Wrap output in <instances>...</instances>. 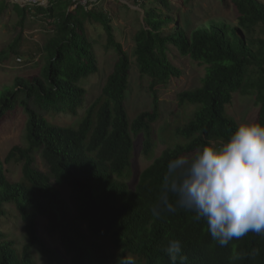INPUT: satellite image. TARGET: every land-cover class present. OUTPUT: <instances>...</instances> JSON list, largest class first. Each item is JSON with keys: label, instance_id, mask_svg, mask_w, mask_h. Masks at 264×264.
I'll return each instance as SVG.
<instances>
[{"label": "trees", "instance_id": "trees-1", "mask_svg": "<svg viewBox=\"0 0 264 264\" xmlns=\"http://www.w3.org/2000/svg\"><path fill=\"white\" fill-rule=\"evenodd\" d=\"M173 10L171 0H139ZM191 0H183L187 5ZM78 0L35 5L34 11L52 21L53 31L42 46L38 74L17 76L0 89V120L17 106L27 115L26 145H14L0 159V224L5 205L13 203L24 224L26 242L20 250L0 230V264H36L38 248L50 264H118L134 255L138 264H168L169 240H179L186 264H264V237L255 233L221 247L212 240L203 220L177 209L156 219L150 208L159 191L167 160L192 154L206 143H220L238 123L225 117L233 94L252 95L258 106L254 121L264 123V2L230 0L236 22L210 17L186 26L155 9H146L143 24L133 35L132 56L139 74L149 79L153 106L131 121L126 110L131 60L115 36L106 8H89ZM6 7L0 1V14ZM28 8V7H27ZM22 24L26 7L14 4ZM98 24L104 47L116 55L100 94L84 108L75 126H60L48 113L79 114L86 89L78 84L97 72L98 64L87 25ZM174 26L167 31L169 24ZM206 65L198 87L180 91L178 106L195 105L192 117L176 127L184 145L167 146L141 172L130 188L133 136L142 134L143 153L151 157L156 143L153 124L160 117L157 90L181 71L167 56L168 45ZM15 42L0 51V60L14 53ZM40 153L47 172L36 169ZM21 165V177L10 181L4 164ZM69 189L65 199L57 186ZM46 219L48 233H58L62 251L49 247L38 235V218Z\"/></svg>", "mask_w": 264, "mask_h": 264}, {"label": "rangeland", "instance_id": "rangeland-1", "mask_svg": "<svg viewBox=\"0 0 264 264\" xmlns=\"http://www.w3.org/2000/svg\"><path fill=\"white\" fill-rule=\"evenodd\" d=\"M5 1L6 7L0 14V51L8 44L15 42L14 53L0 60V89L5 85L12 84L17 76L30 77L40 72L42 60V46L53 31L52 21L43 15L36 13L34 6L25 5L22 0H0ZM91 7L98 9L106 8L112 18V25L116 39L122 43L124 49L129 53L131 60L129 85L126 95V110L131 121L139 112L149 111L153 106V97L149 92V79L139 74L135 60L132 56L134 46L133 35L141 24H143L146 9H155L158 13L169 15L173 21L183 26L190 22L195 26L210 17H221L236 22L230 0H191L187 5L183 0H171L172 11H167L160 4L145 2L141 6L139 0H87ZM264 2V0H260ZM94 2V4H93ZM97 2V3H96ZM14 4L26 7V13L20 24L21 17L13 9ZM28 7V8H27ZM174 26L169 24L167 31ZM87 35L92 42L97 57V72L82 78L78 84L86 89V96L79 114L73 116L67 113H48L47 119L60 126H75L83 114L84 108L88 106L99 94L108 74L112 71L116 55L112 49L104 47L105 36L102 28L91 23L87 25ZM167 56L170 62L180 71L177 77H171L167 84L157 90L158 104L160 110L159 119L153 124L156 134V143L151 157L143 153L142 134L133 136L134 152L132 157L131 172L126 182L133 188L138 181L141 172L167 147L184 145L188 142L182 136L176 135V127L186 123L196 109L195 105L178 106L177 94L183 90L198 87L206 72V65L192 60L188 55H182L179 50L168 45ZM258 112V106L252 95H244L239 92L233 94L232 102L226 106L225 117L233 118L238 124L241 122L254 121ZM27 115L22 107L17 106L8 117L0 120V159L3 160L7 152L14 145L25 146V126ZM219 144V143H215ZM34 165L41 172H47L40 153L35 154ZM6 176L10 181H17L21 177V165L18 163L4 164ZM62 196L68 200L69 189L66 186H57ZM6 215L2 218L0 230L7 239L15 241L18 250L26 242L24 224L13 203L5 205ZM38 235L46 244L58 251H62L61 241L58 233L50 234L46 229V219L38 218ZM36 264H50L47 257L36 248L33 251Z\"/></svg>", "mask_w": 264, "mask_h": 264}, {"label": "clouds", "instance_id": "clouds-1", "mask_svg": "<svg viewBox=\"0 0 264 264\" xmlns=\"http://www.w3.org/2000/svg\"><path fill=\"white\" fill-rule=\"evenodd\" d=\"M203 220L219 246L249 233L264 237V123L241 122L219 144L167 160L150 211L159 219L177 209ZM168 264H186L179 240H169ZM118 264H138L129 254Z\"/></svg>", "mask_w": 264, "mask_h": 264}, {"label": "built area", "instance_id": "built-area-1", "mask_svg": "<svg viewBox=\"0 0 264 264\" xmlns=\"http://www.w3.org/2000/svg\"><path fill=\"white\" fill-rule=\"evenodd\" d=\"M25 5H42V6H48L50 3H54L57 1H66V0H22ZM79 3H82L84 5H87V0H78Z\"/></svg>", "mask_w": 264, "mask_h": 264}, {"label": "crops", "instance_id": "crops-1", "mask_svg": "<svg viewBox=\"0 0 264 264\" xmlns=\"http://www.w3.org/2000/svg\"><path fill=\"white\" fill-rule=\"evenodd\" d=\"M91 1V0H90ZM124 1V3L125 2H127V0H123ZM97 3V2H96ZM93 4H94V2H93ZM89 8H91V3H90V5H89ZM40 15H42V14H40ZM48 19V18H47ZM50 20V19H49Z\"/></svg>", "mask_w": 264, "mask_h": 264}]
</instances>
